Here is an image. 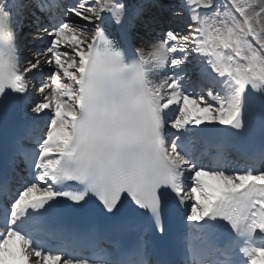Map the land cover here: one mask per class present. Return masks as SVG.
<instances>
[{
    "label": "snow or ice",
    "instance_id": "6c2138e0",
    "mask_svg": "<svg viewBox=\"0 0 264 264\" xmlns=\"http://www.w3.org/2000/svg\"><path fill=\"white\" fill-rule=\"evenodd\" d=\"M184 2L187 30L169 27L145 52L106 33L108 17L122 23L126 0L62 8L39 0L50 15L38 32L50 39L26 59L12 5L0 0V264H172L143 240L130 250L98 248L87 234L57 227L63 214L140 225L161 238L175 216L188 233L182 264H264V168L205 162L190 142L211 131L243 136L254 112L264 130V0ZM193 53L206 58L199 92L183 67ZM16 109L21 131L8 153Z\"/></svg>",
    "mask_w": 264,
    "mask_h": 264
},
{
    "label": "bare ground",
    "instance_id": "6f19581e",
    "mask_svg": "<svg viewBox=\"0 0 264 264\" xmlns=\"http://www.w3.org/2000/svg\"><path fill=\"white\" fill-rule=\"evenodd\" d=\"M144 1L145 0H126V3L128 5V11H131V16L132 17H135V11L138 8V5L141 6L142 3H144ZM181 8L184 10V12H186V14H184V17L182 19V23L185 24V25H187V23H188V15H189V7H188V5L186 3H183V5H182ZM150 18L152 20L151 22H155V21L158 20V18H156V17H154L152 15H150ZM70 20H72V22H75V23H78V24H80V23L86 24L87 23V22L80 21L79 18H77L75 16H71L70 17ZM174 23L175 22L170 23V25L172 24L171 26L170 25L165 26V24L162 25V26H160V31H161L160 34H155L154 32H150L149 31L148 33H145L147 35L140 36L141 33L139 31L138 32V35H139L138 36L139 37L138 38V43H139L140 47L143 48L145 50V52H147L148 50H150L151 44L153 42H157V41L163 39L164 33L168 30L169 27H174V25H173ZM180 27H182V26H180ZM88 28L90 30H92L93 29V26L92 25H88ZM133 30L134 31H138V28L135 26V28ZM184 30H187V28H184ZM26 39L28 40L27 43H26V44H28V46H26L25 51L27 53H29V54H33V52L31 53L30 50L33 51V48L35 47L34 45H36L37 42H33V44H34L33 45V44H31V42H32L31 41L32 40L31 37H29V38L27 37ZM38 39H39V37H38ZM37 45H39V43ZM28 59H31V56ZM205 63H206V58L197 56V54L193 53L188 58V61L183 66L184 69H185V76H189V72H188L189 70H191V69H195V70L196 69H199L201 67V65L202 64H205ZM44 70H47L48 71V68L45 66ZM192 91H194L193 88H192ZM41 115H43V114H41ZM201 127H203V125Z\"/></svg>",
    "mask_w": 264,
    "mask_h": 264
},
{
    "label": "rangeland",
    "instance_id": "374dc122",
    "mask_svg": "<svg viewBox=\"0 0 264 264\" xmlns=\"http://www.w3.org/2000/svg\"><path fill=\"white\" fill-rule=\"evenodd\" d=\"M177 3H179V2L177 1ZM179 7H180V6H179ZM177 13H178V14H186V12L183 13L182 8H179V11H178ZM169 24H170V23H169ZM184 28H187V25H186ZM184 28H183V29H184ZM28 58H30V57H28ZM31 58H32V56H31ZM44 71L47 72V70H44Z\"/></svg>",
    "mask_w": 264,
    "mask_h": 264
}]
</instances>
